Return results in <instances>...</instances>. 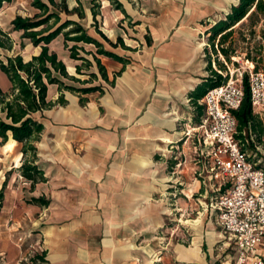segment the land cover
Segmentation results:
<instances>
[{"label":"crops","instance_id":"0c3cea01","mask_svg":"<svg viewBox=\"0 0 264 264\" xmlns=\"http://www.w3.org/2000/svg\"><path fill=\"white\" fill-rule=\"evenodd\" d=\"M70 1L66 0L70 10L79 6L77 0ZM90 1L87 10L80 0L83 16L71 12L68 14H77L78 19L69 18L79 21L119 58L98 53L96 47L90 55L81 54L92 65L82 66L78 72L83 60L55 45L63 34L48 44L65 63L68 74L80 79L60 76L65 84L100 87L83 92L48 84L47 100L52 105L33 113L44 126L34 141V160L43 172L35 182L21 171L23 161L31 158V154L25 155L23 142L11 132L7 140L0 136V159L8 161L6 168L0 169V264H21L31 252H44L40 264H210L211 257L217 264H232V258L238 264V247L217 220L220 231L202 228L199 233L194 224L183 229L186 224L180 228L173 225V219L183 214L182 206L192 209L198 195L210 208L205 216L210 215L208 226L213 225V216L216 218L212 186L207 179H194L189 163L181 170L183 176L179 175L183 160H178L177 154H184V162H188L200 144L199 161L210 171L200 141L205 115L201 98L210 88L206 82L215 57L209 40L213 26L226 19L240 0H139V4L99 0L104 12L113 7L118 19H128L140 30L134 38L118 34L115 40L96 22L90 26L83 23L90 15L97 20V8ZM5 15L0 12V22ZM9 16L7 33L12 43L0 47V52L12 48L20 35L19 43L32 51L7 57L21 54L29 60L39 54L42 46L22 37L23 30L12 26L17 14ZM88 27H94L97 35ZM0 28L6 32L3 25ZM98 30L112 42L121 37L125 45L114 46L108 41L112 48L107 47ZM95 56L104 65L106 77ZM91 72L96 76L84 82ZM0 87L12 91V82L1 66ZM196 102L203 105L201 116ZM254 112L264 125V106L254 107ZM245 134L260 156L250 159L263 167L264 132L260 140L251 129ZM190 138L193 148L180 152ZM10 145L13 150H6ZM218 184V191H223L225 185L221 180ZM11 204L12 224H6ZM187 231L192 243L183 239ZM217 241L232 250L231 259L216 258Z\"/></svg>","mask_w":264,"mask_h":264},{"label":"trees","instance_id":"16d2710c","mask_svg":"<svg viewBox=\"0 0 264 264\" xmlns=\"http://www.w3.org/2000/svg\"><path fill=\"white\" fill-rule=\"evenodd\" d=\"M11 1L0 0V11L5 3ZM77 1L79 6L70 10L66 0H62V2L32 0V5L38 9V12L32 16L19 14L13 19L12 23L14 29L23 30L22 37L30 39L35 45L42 46L40 53L33 55L29 60H25L21 54L9 56L5 60L1 57L0 52V66L12 82L11 93L3 91L0 87V136L3 140H7L9 132H11L13 138L23 142V151L25 155L31 154V158H26L23 161L21 171L24 176L34 182L43 177L42 170L39 169L34 160L37 150L34 141L39 139L44 126L42 122L33 116V113L52 105V101L47 100L48 84L59 83L63 87L83 92L94 91L100 87L96 85L76 87L65 84L60 76H67L78 81L80 79L68 74L65 63L58 58L56 52L50 50L48 44L60 34L64 35L66 45L69 41H74V44L69 48L71 56L83 60L82 64L77 66L78 72L82 70V66L89 68L92 65L91 60L81 55L83 47L79 46V42L93 43L96 45L98 53L119 58L117 54L106 50L104 45L93 37L79 21L67 18L61 22L62 11L67 13L77 12L80 16L84 15L80 0ZM92 1L96 2V0ZM96 6L98 5L95 4L94 7ZM118 6L121 7L120 4ZM253 8L264 14V0H240L237 5L232 7L226 19L213 26L209 40L213 54L222 53L228 60H231V57L236 53L232 39L235 32L234 26L250 15ZM94 14L96 15L95 10ZM98 31L112 45L116 46L119 43L125 45L121 37L118 38L117 42H112L101 30ZM7 35V32L0 28L1 47H11V42L2 38L6 36L9 39ZM217 37H219L218 48L215 43ZM261 37L262 41L255 46H251L246 54V59L254 64V70H259L261 63H264V31ZM253 51L257 53L253 54ZM95 58L102 75L106 77L104 65L101 64L99 58L96 56ZM210 64L211 76L208 77L206 85L212 88L225 83L228 80V75L223 73V69L227 70L226 66L220 64V68H214L212 67V60ZM95 76L96 73L91 72L90 78L84 80V82L90 81ZM243 85L245 94L242 103L239 108L233 110V113L238 122L236 136L242 145V149L246 151L248 140L245 130L248 132L251 129L260 140L264 132V125L260 116L254 112L250 90V75L247 72L243 76ZM196 105L198 114L201 116L204 110L203 105L198 102H196ZM42 261H44V252H38L21 264H40Z\"/></svg>","mask_w":264,"mask_h":264},{"label":"built area","instance_id":"2783aa9c","mask_svg":"<svg viewBox=\"0 0 264 264\" xmlns=\"http://www.w3.org/2000/svg\"><path fill=\"white\" fill-rule=\"evenodd\" d=\"M253 106H264V71L251 70ZM245 94L243 80L209 88L201 98L205 115L201 144L210 171L225 185L211 205L216 220L239 250L238 264H264V168L250 159L238 140L237 118Z\"/></svg>","mask_w":264,"mask_h":264},{"label":"rangeland","instance_id":"374dc122","mask_svg":"<svg viewBox=\"0 0 264 264\" xmlns=\"http://www.w3.org/2000/svg\"><path fill=\"white\" fill-rule=\"evenodd\" d=\"M125 1H129L132 2L134 4H139L140 1L139 0H125ZM58 2H62V0H58ZM90 0H83V4L86 6L87 10H89L90 7ZM92 4H97L98 6H96L97 8V20L93 19L92 16L90 15V18H85L83 19V23L87 26H90L91 23L96 22L97 25L99 27H104L105 30L108 32V34L111 36V38H113L114 40L117 38L118 34H122L123 37L125 38H134L135 35H139L140 34V30L139 29H135L134 24L130 22V20L128 19H118V17H116V10L113 9V7L111 8V10H107L104 12V9L100 3L99 0H96V2L92 1ZM252 13L250 12V15H248L245 19H243L241 22L237 23L234 27H235V32L232 36L233 39V44L236 48V53L235 55H233L231 57V60H228L222 53H217L214 54V60L216 63H214L215 68H220V64H224L227 68V70L223 69V73L225 75H228V80H243V76L244 73H249V75L251 76V70H254V64L251 61H248L246 59V54L249 51V48H251V46H255L256 44H259V42L262 41V33L264 31V14L260 11L255 10L254 8L252 9ZM0 12H5V18L4 20H2L0 22V25H3V28H5L4 30H6V32H10V27H11V23L8 22V20L10 19L9 15H13V14H22L24 16H32L34 15L36 12H38V9L36 7H34L32 5V0H13L9 3H5L4 6L2 7ZM62 19L61 22L64 21L65 19L69 18L71 15L68 14L65 11H62L61 13ZM74 18L78 19V15L75 14L74 16H71ZM132 20V18H131ZM60 22V23H61ZM111 25V26H109ZM133 25V26H132ZM13 26V23H12ZM91 31L92 34L97 35L94 31V27H88ZM116 29V31H114ZM119 32V33H118ZM8 34V33H7ZM7 37L9 39L5 37L4 38L6 41L11 42V37L9 35H7ZM19 38L17 39H21L20 35H18ZM18 42L15 44H13L12 48H8V49H1L2 52V57L4 59H7V55L8 54H15L16 52L22 51L25 52V54H28L29 52L32 51L31 47H23L24 45H22L21 43ZM219 37H217L215 39V43H216V47L218 48V44H219ZM14 41H17L16 39ZM106 42V46L109 48H112V46L110 45V43L108 41H104ZM132 42V41H129ZM74 44V41H69L66 45L65 42V38L64 35H61L58 39V41L55 42L56 46L59 47H65V50L70 51V47ZM135 44V43H134ZM228 44V43H226ZM79 46H82L83 49H81V54L84 55H90L89 51H95L96 50V46L93 44H87L84 42H79ZM1 47V46H0ZM23 47V48H22ZM256 51H253V54H256ZM214 60H212V62H214ZM260 71H264V63H261V68L259 69ZM227 80V81H228ZM226 81V82H227ZM257 107V106H256ZM192 135H193V131H191ZM192 138L189 139V141L183 142V146L181 147V149L179 150L180 152L187 151L190 150V148H193V144L191 142ZM197 142V141H196ZM198 143V142H197ZM264 143V141H263ZM264 145V144H263ZM190 147V148H189ZM14 146L10 145L6 150L11 151L13 150ZM200 144H196V153L192 154L190 157V160L188 162H184L185 160V156L182 153L177 154L178 160H183V163L178 167V171L180 172L179 175L183 176V172L181 171L187 163L191 164V172H192V177L194 179H207V183L210 184V186H212V196L213 199L219 195L221 192L218 191L217 188H219V180L220 178H217L215 176L214 173H212L211 171L208 170H204V168H202V164L199 161L200 160V156L197 154V152H200ZM246 151L247 153L250 155L252 160H258L260 158V156L258 154L255 153L254 151V146L250 145V143H247V147H246ZM190 152V151H189ZM8 164L7 160H1L0 159V169L1 168H6ZM260 164L263 165L264 168V162L261 160ZM187 167V166H186ZM193 167V169H192ZM210 172V173H209ZM211 188V187H209ZM219 192V193H218ZM201 196L198 195V199L196 198V203L194 204V207H192V209H189L188 207H183L182 206V213L183 214H178V217H176V215L174 217H176L175 219H173V225L175 224H179L180 228L183 227V223L186 224L185 227H183V229H188V225H192L196 226L197 229L200 228L199 233H202V228L204 229H216L217 231L220 229L217 226V222H216V218L215 216H213V219L211 222H213V225L211 227V225L208 226V222L207 220L210 219V215H208V218H206V214H207V208H209L207 206V203L202 202L199 198ZM201 199H203V197H201ZM187 206V205H186ZM192 206V205H190ZM177 207V206H175ZM13 208L14 205L11 204L9 205V211L8 213H10V216L8 215V218H6V224H8L9 222L12 224V219H10L11 217V213L13 212ZM8 209V208H7ZM210 209V208H209ZM177 210V208H176ZM177 212V211H175ZM188 212H190V215L188 214ZM187 217H191V218H195V220L193 219L192 221L187 220ZM206 218V219H205ZM188 227V228H187ZM198 231V230H197ZM189 237V238H188ZM23 239V237H22ZM183 239L189 241V243H192L193 238L191 239L190 236L188 235V231L186 232V236L183 237ZM189 239V240H188ZM191 239V240H190ZM216 253H217V257L219 259H223V258H232L233 256V252L232 250L228 249V247L226 245H224L223 241L216 242ZM207 246V245H206ZM31 248H36V245H31L29 246ZM32 252L30 253V255L27 256V260L30 259V257L32 256ZM210 264H217V261L214 259V257L210 258ZM232 264H234V259L232 258ZM0 261H2V258H0ZM186 264V263H183ZM231 264V263H230Z\"/></svg>","mask_w":264,"mask_h":264},{"label":"bare ground","instance_id":"6f19581e","mask_svg":"<svg viewBox=\"0 0 264 264\" xmlns=\"http://www.w3.org/2000/svg\"><path fill=\"white\" fill-rule=\"evenodd\" d=\"M71 1L73 2V0H71ZM71 1H70V2H71Z\"/></svg>","mask_w":264,"mask_h":264}]
</instances>
